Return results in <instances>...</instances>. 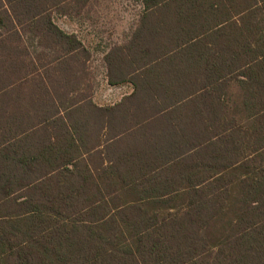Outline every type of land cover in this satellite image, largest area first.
Listing matches in <instances>:
<instances>
[{
  "label": "trees",
  "instance_id": "16d2710c",
  "mask_svg": "<svg viewBox=\"0 0 264 264\" xmlns=\"http://www.w3.org/2000/svg\"><path fill=\"white\" fill-rule=\"evenodd\" d=\"M145 5L104 57L109 84L133 87L112 105L76 98L89 52L52 21L36 32L66 54L35 90L0 39V264H264V0Z\"/></svg>",
  "mask_w": 264,
  "mask_h": 264
},
{
  "label": "rangeland",
  "instance_id": "374dc122",
  "mask_svg": "<svg viewBox=\"0 0 264 264\" xmlns=\"http://www.w3.org/2000/svg\"><path fill=\"white\" fill-rule=\"evenodd\" d=\"M28 3L29 7L33 5V9H25L26 3L11 7V12L14 16L17 15V25L11 26L14 28L13 36L18 33L11 40V45L22 51H15L14 60L18 63L16 65L20 69V75L31 74L26 85L28 91L36 89L34 78L40 79L45 74L46 68L43 65L51 63L59 67L57 59L66 54V45L60 44L53 34L47 31L36 32V29H43L40 24L52 21L67 34L80 38L78 40L89 52L87 56L82 53L73 62L76 76L79 77L72 82L78 88L74 94L76 98L85 97L99 106H107L119 102L132 92L130 83L109 84L104 57L114 47L130 42L141 25L146 8L145 0H34L32 3L29 0ZM36 14L39 17L35 18ZM49 69L50 67L46 71ZM62 76L65 78L66 74L62 73ZM241 101L242 92L233 84L228 113L244 123L246 114ZM234 214L235 212L227 211L225 217L211 223L207 230L213 242L223 238L231 230L227 221Z\"/></svg>",
  "mask_w": 264,
  "mask_h": 264
},
{
  "label": "crops",
  "instance_id": "0c3cea01",
  "mask_svg": "<svg viewBox=\"0 0 264 264\" xmlns=\"http://www.w3.org/2000/svg\"><path fill=\"white\" fill-rule=\"evenodd\" d=\"M34 0H30V2L32 3ZM29 1H26L24 4V7L25 9H33V5L31 4V6L29 7ZM15 4H17L16 2H13L12 0H0V22L2 21V18H4L5 20V24H6V30L5 28L3 27V25H1V28H0V39H4V38H7V40H13L14 36H13V29L14 28H11V26H13L14 24L17 25V15L14 14L11 12V7ZM10 8V9H9ZM5 12V13H4ZM34 14V13H33ZM29 19V18H28ZM27 19V20H28ZM8 21V23H7ZM34 24V23H33ZM5 31V33H4ZM12 34V35H11ZM15 36H17V34H15ZM80 39V38H78ZM12 46V45H11ZM7 59L6 57H3V55L1 56L0 55V72H2V68H3V60ZM13 62L16 63V61L14 60V54L10 57L9 59V63H7V66H10V68H12L13 66Z\"/></svg>",
  "mask_w": 264,
  "mask_h": 264
}]
</instances>
